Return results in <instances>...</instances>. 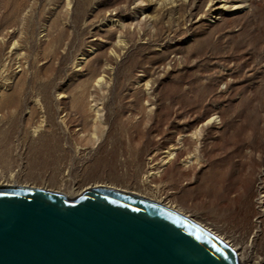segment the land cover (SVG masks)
<instances>
[{"label": "rangeland", "instance_id": "obj_1", "mask_svg": "<svg viewBox=\"0 0 264 264\" xmlns=\"http://www.w3.org/2000/svg\"><path fill=\"white\" fill-rule=\"evenodd\" d=\"M221 2L0 0V182L146 192L262 264L264 0Z\"/></svg>", "mask_w": 264, "mask_h": 264}, {"label": "water", "instance_id": "obj_2", "mask_svg": "<svg viewBox=\"0 0 264 264\" xmlns=\"http://www.w3.org/2000/svg\"><path fill=\"white\" fill-rule=\"evenodd\" d=\"M0 264L242 263L213 232L145 196L0 184Z\"/></svg>", "mask_w": 264, "mask_h": 264}, {"label": "bare ground", "instance_id": "obj_3", "mask_svg": "<svg viewBox=\"0 0 264 264\" xmlns=\"http://www.w3.org/2000/svg\"><path fill=\"white\" fill-rule=\"evenodd\" d=\"M212 1V0H211ZM242 1V0H241ZM227 0H223V2H221L218 6H216L215 7V9H217V8H226L227 7ZM234 5V4H233ZM244 6V4H242V3H239V4H235L233 7H232V9H239V8H242ZM96 81L97 82H99L100 81V77L99 78H97L96 79ZM92 103V102H91ZM93 108H94V110H93V113H94V117H93V124H94V126L96 127V126H98L99 125V123H101L102 122V120H101V115H100V113L98 112V109L95 107V103H93ZM213 117V116H212ZM211 117V118H212ZM211 118H209V120L211 119ZM100 126H102V125H100ZM197 135V134H196ZM192 137H194V136H192ZM198 137H199V135H198ZM196 138V137H195ZM190 139V138H189ZM193 142V141H192ZM187 151V150H186ZM196 151V150H195ZM189 152V151H188ZM184 153H185V151H184ZM196 152H194V153H189V154H187L186 155V157L182 160V162L184 163V164H191V162H193V161H196L197 160V156H196V154H195ZM198 153V152H197ZM177 154H178V150L177 149H170V150H167V153H166V155H165V157L164 158H161V164H164V163H166L167 161H169L171 158H176L177 157ZM184 157V156H183ZM172 160V159H171ZM196 163V162H195ZM194 164V163H193ZM184 166V165H183ZM152 173V172H151ZM8 177H9V179H10V182H3V181H1L0 182V184H14L13 183V181L11 180V177H12V173H9L8 174ZM38 181V180H37ZM139 183V182H138ZM32 184V183H31ZM22 185H26V184H22ZM28 185V184H27ZM95 185H99L98 183L97 184H94V185H92V186H95ZM100 185H103V184H100ZM110 184H108V185H106V184H104L103 186H109ZM142 185V184H141ZM28 186H33V185H28ZM143 186V185H142ZM142 186H140L139 188H142ZM87 187H89V186H87ZM109 187H113V186H109ZM144 187V186H143ZM114 188V187H113ZM146 188V187H145ZM116 189H120V190H124V191H128V190H126V189H123V188H119V187H117ZM144 190H146V189H144ZM78 192V191H77ZM128 192H132V193H135V194H138L139 192H134V191H128ZM77 194V193H76ZM138 195H140V193L138 194ZM141 196H145V197H150V199H153V200H155V201H158V202H161L162 204H164V205H166V206H168V207H170V208H173V209H175V210H177V211H179V212H181V213H183V214H185L186 216H188V217H190V218H192L193 220H195L196 222H198L199 224H201L203 227H205V228H207L208 230H210L211 232H213L215 235H217L219 238H221L222 240H224L226 243H228L235 251H236V253H237V256H238V259H239V261L242 263V264H247L246 262H248V264H260L259 263V261H256L254 258H256L255 256H253V253H252V251L251 250H249V247H248V243H249V241H248V243H243V242H230V240H227V239H225V237H223L222 235H221V233H220V235L217 233V232H215V231H213L212 229H209L204 223H202L201 221H199V220H197V219H195V218H193V216L191 217L189 214H187L186 212H184L180 207H178V206H175V205H173L169 200H167V201H162L161 199H157V198H153V197H151V196H149V195H147L146 194V192H144V194L143 195H141ZM263 198H264V194H263V196H262ZM261 198V197H260ZM233 237V236H232ZM238 238V237H237ZM236 239V238H235ZM235 241H238V240H235ZM262 264H264V262L262 263Z\"/></svg>", "mask_w": 264, "mask_h": 264}]
</instances>
